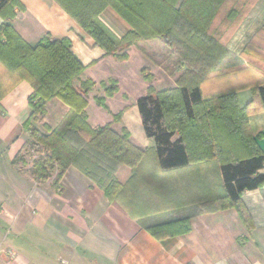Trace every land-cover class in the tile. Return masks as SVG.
<instances>
[{
    "label": "trees",
    "instance_id": "obj_1",
    "mask_svg": "<svg viewBox=\"0 0 264 264\" xmlns=\"http://www.w3.org/2000/svg\"><path fill=\"white\" fill-rule=\"evenodd\" d=\"M55 1L98 47L120 61L128 59L127 50L134 45L163 41L171 51L163 69L176 77V87L163 91L149 87L136 103L145 134L154 140L158 168L164 172L190 169L191 174L206 168L212 178V172L219 173L222 193L198 204L200 212L234 208L250 225L242 194L264 187V175L260 173L264 152L249 126V115L264 109V25L239 55L224 42L259 0ZM17 7H21L18 0H0V17L12 19ZM107 8H112L131 27L123 37L118 38L100 21V14ZM84 69L72 53L68 38L53 40L47 35L30 45L10 23L0 25V100L19 81L28 82L33 89L28 98L31 115L24 124L30 139L16 155L14 164L24 163L20 158L25 150L28 154L39 153L25 172L40 184L53 178L52 187L57 190L66 171L75 167L156 239L189 233L192 213L157 220L134 198H126L125 189L138 185L139 168L150 150L134 145L125 129L119 134L111 124L98 128L89 125L88 99L97 84L80 81ZM233 74L247 75L250 82L256 81L252 100L243 108L236 97L242 84L230 85ZM212 80L223 81L231 89L204 98L202 87ZM99 86L107 97L119 90L114 80ZM53 99L68 108L61 121L55 128L44 124L46 132L32 127L33 122L46 115V106ZM95 101L108 111L103 98L95 97ZM122 166L133 171L125 185L117 178Z\"/></svg>",
    "mask_w": 264,
    "mask_h": 264
},
{
    "label": "crops",
    "instance_id": "obj_2",
    "mask_svg": "<svg viewBox=\"0 0 264 264\" xmlns=\"http://www.w3.org/2000/svg\"><path fill=\"white\" fill-rule=\"evenodd\" d=\"M18 1L21 7L15 8L14 17H0V25L10 23L30 45L47 35L53 40L68 38L72 53L85 67L80 81L97 84L88 99L89 125L98 128L111 124L118 133L127 130L134 145L150 150L139 168L143 178L140 183L155 186V191L161 193L158 198L164 191L171 193L169 200L163 196L165 217L174 219L188 213L194 216L189 233L158 240L75 167L66 171L59 190L53 189V178L43 184L33 180L25 169L14 164L16 155L30 139L24 124L31 115L28 98L33 93L28 82L19 81L0 100V264H264V187L242 194L251 219L248 225L234 208L200 212L198 204L222 193L219 173L212 172V178L206 168L196 174H191L190 169L168 173L158 168L154 140L146 136L136 105L150 85L141 71L153 67L157 91L174 88V79L165 77L136 47L127 50L129 59L125 61L107 55L55 0ZM254 11V18L249 16L224 42L237 55L264 25V0L257 3ZM99 18L118 38L131 29L112 8L105 9ZM231 78L232 87L242 84L236 97L243 108L252 100L256 81L250 82L242 74ZM109 80L117 81L119 90L107 99V111L96 104L95 97L104 95L99 84ZM161 81L162 87L158 86ZM226 85L220 80L206 83L203 97L226 91ZM67 111L61 101L53 99L46 106L44 118L34 125L40 130L44 124L55 128ZM120 111L121 120L115 123L113 117ZM249 126L264 152V109L249 115ZM260 173L264 175V167ZM155 174L159 175L157 180ZM132 175V169L126 166L117 173L122 184L128 183ZM160 186L162 190H158ZM143 187L134 184L132 191L136 193L135 201L144 207L149 199H139L138 192ZM172 192L179 196L177 202L182 201L178 211L169 214Z\"/></svg>",
    "mask_w": 264,
    "mask_h": 264
},
{
    "label": "rangeland",
    "instance_id": "obj_3",
    "mask_svg": "<svg viewBox=\"0 0 264 264\" xmlns=\"http://www.w3.org/2000/svg\"><path fill=\"white\" fill-rule=\"evenodd\" d=\"M260 1V0H259ZM258 1V2H259ZM258 2H256L253 6H251L250 8H249V10H248V13H247V16H246V18H245V20H244V22L246 21V19L250 16L251 17V19L252 18H254V16H255V11H254V9H255V7H256V5H257V3ZM230 39V37L228 38V40ZM155 42V43H154ZM132 47H136L143 55H145L151 62H152V65L154 66V67H158V71H160L165 77H166V75L167 76H169L167 73H166V71L163 69L164 68V65L166 64L165 62H166V59L165 58H167V56L170 54V50L168 49V47L163 43V41L162 40H160V39H156V40H152V41H149L148 43H146V44H144V45H142V47L140 46V45H134V46H132ZM128 59H129V57H128ZM160 68V69H159ZM152 69H153V67H152ZM152 69H149V68H143L142 69V71H143V73H142V71H141V73H142V75H143V78L144 77H151V79H149V81L148 80H146L145 78V81L147 82V83H149L150 85H149V87H152L154 90H156L155 89V86H153V84H154V82H155V84H156V82H157V79H156V76H157V74H152ZM145 70V71H144ZM154 70V69H153ZM157 71V70H156ZM166 74V75H165ZM170 78H172V79H174V81H175V87H176V77H172V76H169ZM156 79V80H155ZM164 84V83H163ZM162 84V81L159 83V85L158 86H160L161 85V87L162 86H164ZM148 87V88H149ZM103 89V88H102ZM148 90V89H147ZM165 90V89H164ZM93 91H94V89H93ZM92 91V92H93ZM157 91V90H156ZM160 91H163V89L162 90H160ZM97 98H103L104 99V101L106 102L107 101V99L108 98H112V97H107L106 95H105V90H104V95L102 96V97H99V96H96ZM107 106V105H106ZM120 113H121V111L120 112H118L117 114H116V117L114 116L113 117V119H114V122L115 123H119V122H117L116 121V118L120 115ZM45 116V115H44ZM44 116H41L40 118H39V121L41 120V119H43L44 118ZM38 122V121H37ZM34 123L35 122H33V126L32 127H35V128H37L35 125H34ZM38 129V128H37ZM42 129L43 130H41V131H43V132H46L45 131V129L43 128V126H42ZM40 130V129H39ZM118 133V132H117ZM122 133V131L119 133V134H121ZM29 141V140H28ZM40 156V154L39 153H35L34 151H30L29 152V154L27 153V151L25 150V151H23V154H22V156H21V158L20 159H24V163L23 162H21V163H19L18 165L20 166V167H22L23 169H29V168H31V166H32V163H33V161L35 160V159H37L38 157ZM147 157H148V154H147ZM149 158H150V156H149ZM171 172V171H170ZM169 173V172H168ZM171 174V173H170ZM156 175H158V174H155V178H156V180L158 179V177L156 176ZM159 176V175H158ZM161 176V175H160ZM118 178V177H117ZM168 178V177H167ZM143 180V178L141 177V179L139 178L138 180H137V182H138V184H140V182ZM118 181H119V179H118ZM120 182V181H119ZM149 183V182H148ZM120 184L121 185H125V184H127V182L125 183V184H122L121 182H120ZM143 184L144 185H147V182H144L143 181ZM139 186H141V185H139ZM132 187H129V186H127L126 187V189H125V196H126V198L128 199V200H132V198H133V196L135 197V191L133 190L132 191ZM140 191L138 192V195H139V199L140 200H142V198H143V196L146 198V199H149V201L147 202V203H145V206H144V208L148 211V213L147 214H150L151 215V217L152 218H155V219H157V220H160V219H162V218H166V219H169V218H167V217H165L166 216V214H165V211H166V209L164 208V205H163V202H164V197L163 196H166V197H168V200L170 199V197H171V193H170V191H164V193H163V196L161 197H159L158 198V195H160L161 193L159 192V191H155L156 189H155V186H151V187H149V185L148 186H144L143 187V190L142 189H139ZM158 190H162V187L160 186V187H158ZM153 195H155L154 197H151V196H153ZM150 197L152 198V200H150ZM178 198H179V196H176V195H174V196H172V200H173V203L172 204H168V203H166V204H168V205H170V207H171V209H167V212L170 214V213H173V212H177L178 210H177V208H180L181 207V205L180 204H178V203H180V201H182V200H180L179 202H177L178 201ZM181 198V197H180ZM161 199V201H159V200ZM128 200H126L127 202H128ZM167 201V200H166ZM183 203V202H182ZM188 206V205H187ZM137 210V209H136ZM140 210H142V211H145V210H143V209H140ZM139 210V211H140Z\"/></svg>",
    "mask_w": 264,
    "mask_h": 264
}]
</instances>
